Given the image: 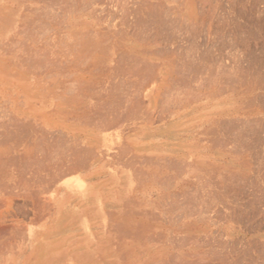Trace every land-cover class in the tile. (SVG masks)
Instances as JSON below:
<instances>
[{
    "label": "rangeland",
    "instance_id": "obj_1",
    "mask_svg": "<svg viewBox=\"0 0 264 264\" xmlns=\"http://www.w3.org/2000/svg\"><path fill=\"white\" fill-rule=\"evenodd\" d=\"M65 1L62 0L64 4H61V6L60 0H6L4 2L0 0V21L3 20V16L5 21L6 18H9L7 19L8 22L6 21L9 25L6 22L4 23V21L0 22V122L6 121L8 123L10 120L9 116H11L10 113L18 110L33 109L35 112L37 110L36 115H44L45 119H48L46 117L52 119L53 117L50 116L52 113L64 108H66L64 109L65 111L68 109V111H73L75 109L79 112L82 111L81 114H84L83 110L86 109L85 107L89 108V106L97 102L91 95L93 88L100 84H106L100 76H118L116 82L119 84H121L123 76L129 78L132 82L128 79L126 81L127 84L122 87L124 90H121V93L126 95L129 93L132 97L135 93L143 90L140 89L142 82H139L140 78L139 80L137 79V82L136 78L133 77L143 74L142 68H144V65L142 66L141 63L147 62L144 60L146 57L143 55L156 51L161 59H158L159 56L156 55L155 59L152 60V65L163 66L161 76H159L161 79H157L155 76L153 79V76H150V79L143 81V84H146L144 95H146L147 99L149 96L151 101L148 102L149 100L145 98L147 100L144 101L146 107L143 108V105L140 110L137 109L138 111H135L137 113L132 112L127 115L125 112L129 120L126 116H123L125 114L121 115L120 117H123L120 122L112 127L109 126L110 128L108 127V130L103 133L106 137L101 133H98V135L97 133H91L90 125L92 124L85 123L84 121L86 120H81V148L89 149V146L93 145L92 147L95 149L91 147L93 149V153H91L95 157L98 155L100 159L104 158L103 162L105 164L103 172L95 174L96 177L89 178L90 183L99 182L98 184H100L102 191L97 196L91 194V198L86 199L84 197L87 192L81 179V218H79L81 219V227L76 232L81 239V264H179V257H185L188 253L190 256H194L192 253H197L198 249L193 246V242H195L193 239L196 236L200 240L195 239V244L206 242L205 240L209 236L215 240L219 238V241L225 243V239H223L225 236L221 235L222 220H217L211 212L209 213L207 208L215 202L208 195L210 194L211 180H217V178L219 179L222 176H235L237 177L236 179H244L253 184H249L245 188L248 192L252 188L249 187L255 184L252 189H256L257 186V189L260 188L259 190L264 193V0H67L66 3ZM55 2L59 5L55 4ZM147 3H150L148 4L150 5L149 8L151 7L150 9L145 7L144 4ZM60 7H63V12L59 11L57 13L58 8L61 10ZM66 7L67 9H64ZM152 9H154V12L151 11L150 13H153L154 16L156 13L157 17L147 15V11ZM163 9L165 10L164 13ZM145 11L147 16H144ZM39 13L42 17H45H43L45 20L38 15ZM46 13L47 16L45 15ZM136 13L139 14L138 17ZM153 17L154 21L157 20V23L152 22ZM26 18L28 19L26 20ZM140 18L142 21L147 20L149 22H140ZM38 19L40 20L38 21ZM58 20H61V22H58ZM136 22L139 23L137 24ZM56 23L58 25L60 23V25L58 26ZM24 24H26L25 28ZM5 25H8V27ZM31 25H34L35 28ZM23 28L25 32H23ZM27 28L28 30H26ZM18 30L21 31V35ZM27 31H31L30 34L32 36ZM137 35L141 37L139 38ZM144 35L147 37L143 38ZM137 38L145 40L141 42ZM174 38L177 41H173ZM10 39L11 42L9 43ZM171 40L172 42H170ZM173 46H176L174 47L175 49ZM144 51L148 52L143 53ZM181 53H183L184 57ZM131 55L132 57L136 56L132 58L130 57ZM139 58L144 60V62H141ZM24 60L28 61V64ZM133 60L134 62L138 61L142 68L134 67L137 66L138 62H135V65ZM184 60H188L190 63L187 61L183 62ZM131 61L134 65L130 64ZM192 61H194V64ZM175 63L176 67L174 66ZM145 64V66L149 65ZM189 64L190 66L188 67L187 65ZM191 64L192 66L194 65L193 68ZM48 65L51 66L49 67ZM126 65L128 72L130 67H134L136 68L135 70H142L139 71L141 74L132 75L131 69L129 75L127 71L125 72L127 70ZM140 65L138 66L140 67ZM179 65L183 66L180 68ZM57 67L60 68V71ZM175 74L180 78L175 77ZM155 79L157 81H154ZM55 83L57 84L55 85ZM54 97H57V99ZM127 97L130 96L127 95ZM186 97L189 99H186ZM191 97L193 98L190 99ZM67 99L70 100L68 101ZM81 103H89L91 105L86 106L83 104V108H81ZM177 104L180 106H177ZM184 104L188 105V107L184 108L186 106ZM182 112L183 114H181ZM174 113L176 117H179L180 114L181 116L179 123L175 124L174 128L171 129L172 133L169 134L181 136V155L176 157L173 162L172 159L159 157V160H161L157 161L156 165H152L149 169L151 175H143L141 171L137 170L140 172L139 176L134 175L127 178L119 176L118 172L121 169L120 160L126 156H131L132 153L129 152V155L119 156L118 152L128 147L126 143L129 142V138L131 139L133 134L143 128L153 129L159 127L162 129L168 124L165 120L174 116ZM88 115L90 114L88 113ZM94 122L98 123V121ZM101 124L105 123L101 122ZM162 130L159 129L157 135H164L160 132ZM50 132L52 136L55 134L53 136L55 139L59 135L57 133L58 130L53 129ZM84 136H89L87 137V142H85ZM102 137L106 140L104 145L110 144V147L113 148V150L109 151L110 154L105 151L106 147L100 144ZM25 138L24 136L22 139L26 140ZM218 141L221 144H218ZM217 144L222 147L219 149ZM77 147L79 148V146ZM103 152L104 154H102ZM91 157L86 158V162L90 161ZM169 161L172 163L174 161L175 163L180 162L186 172L184 170V172L178 171L179 169L171 170ZM159 164L162 165V168ZM189 164L194 166L190 167ZM139 165L141 164L136 163L134 165V171L140 167ZM221 166L223 168H220ZM83 167L78 172L79 175L70 174L67 179L81 178V176L91 172L92 168L86 170L89 167L84 169ZM181 172L182 175H180ZM214 172L215 175H213ZM102 173H105V175L101 176ZM206 173L209 178L212 177L210 178L211 180ZM211 173H213L212 176L210 175ZM124 179L128 180V186L123 183ZM199 179L202 181L200 182ZM100 180L106 183L103 184ZM206 182H208V185ZM174 183L176 186H174ZM96 189H99V187ZM78 190L74 187L71 188V196H75ZM75 202L73 201L69 204L67 208L69 211L74 208ZM15 203L20 204L19 202ZM121 203H128V206ZM202 204L203 206L200 207ZM202 208L205 212H201ZM122 209L124 211H121ZM206 209L208 210L206 211ZM139 211L148 215L144 213L143 216L139 214ZM221 211L226 212L227 210H224V208L220 209V214ZM121 212L124 214L127 212H131L130 214L137 213H135V216L132 214V217H134L132 219L128 213L124 218V214ZM224 212L223 214H225ZM114 213L120 216L113 215ZM151 215L155 216L152 217ZM126 217H129V219H126ZM70 220H73L72 216L66 220L69 225H71ZM116 224L117 228L120 229L122 227V230L117 231V228L115 229ZM142 230L144 235H148L147 232L151 230L157 238L155 243L139 233ZM198 231L199 233H197ZM133 232L134 234H131ZM232 234L233 237L236 236L235 233ZM135 235L136 237H134ZM220 235L221 237H219ZM144 237H146L145 241ZM185 237L186 239H183ZM147 239H149L148 243ZM228 243L230 244V242ZM181 244L180 249L179 245ZM173 245L175 246L174 248ZM191 246L195 247V250L190 249L192 248ZM240 246V244H236V248L239 249ZM203 248L205 253H198V256L204 255L209 258L207 256L209 255L208 250L205 249L207 247ZM72 260L69 259L68 263L74 264ZM171 260L174 261L171 262Z\"/></svg>",
    "mask_w": 264,
    "mask_h": 264
},
{
    "label": "bare ground",
    "instance_id": "obj_2",
    "mask_svg": "<svg viewBox=\"0 0 264 264\" xmlns=\"http://www.w3.org/2000/svg\"><path fill=\"white\" fill-rule=\"evenodd\" d=\"M6 0H3V2ZM8 1V0H7ZM19 1V0H17ZM22 1V0H21ZM24 1V0H23ZM31 1V0H30ZM46 1V0H42ZM50 1V0H49ZM64 1V0H63ZM67 1V0H66ZM65 1V3H66ZM143 1V0H142ZM148 1V0H147ZM158 1V0H157ZM156 1V2H157ZM161 1V0H160ZM57 2V1H56ZM55 2V4H57ZM60 5L64 4L62 0H60ZM146 3V1H144ZM143 2V3H144ZM150 2V1H149ZM262 2V1H261ZM7 3V2H6ZM38 3V2H37ZM52 3V2H51ZM139 3V2H138ZM142 3V2H141ZM160 3V2H159ZM163 3V2H162ZM161 3V4H162ZM264 3V2H263ZM48 4V3H47ZM54 4V2H53ZM150 3L144 4L145 7L149 8ZM31 5V4H30ZM40 5V4H39ZM52 5V4H50ZM59 5V4H57ZM56 5V6H57ZM140 5V3H139ZM143 5V4H141ZM147 5V6H146ZM5 6V5H4ZM36 6V5H35ZM43 6V5H41ZM62 6V5H61ZM25 7V4H24ZM39 7V6H37ZM45 7V6H44ZM47 7V6H46ZM59 7V6H58ZM141 7V6H140ZM153 7V6H152ZM169 8V6H167ZM264 7V6H263ZM50 8V7H49ZM55 8V6H54ZM61 8V7H60ZM147 8V9H148ZM151 8V7H150ZM149 8V9H150ZM26 9V8H25ZM24 9V10H25ZM52 9V7H51ZM63 7L61 10L58 8V12H63L62 11ZM64 9H67L64 8ZM139 9V6H138ZM156 9V7H155ZM161 9V8H160ZM171 9V8H170ZM20 10V9H19ZM44 10V9H41ZM144 10V9H143ZM154 9L147 11L148 16H154L153 13H150ZM158 10V9H157ZM164 10V9H163ZM12 11V10H11ZM49 11V10H48ZM54 12L53 10H51ZM99 11V10H98ZM257 11V10H255ZM10 12V11H9ZM47 12V11H45ZM154 12V11H153ZM165 10L163 11V13ZM167 12V11H166ZM170 12V10H169ZM5 13V12H3ZM7 13V12H6ZM5 13V14H6ZM13 13V12H12ZM65 13V11H64ZM101 13V12H100ZM138 13V12H137ZM136 13V14H137ZM150 13V14H149ZM2 14V13H1ZM160 14V13H159ZM158 14V15H159ZM9 15V14H7ZM16 15V14H15ZM31 15V14H30ZM36 15V14H34ZM39 16L40 13L38 14ZM44 15V14H42ZM47 16V13L45 14ZM50 15V13H49ZM60 15V14H59ZM63 15V14H62ZM61 15V17H62ZM139 14H137L138 17ZM142 15V14H141ZM146 15V11L144 16ZM146 15V16H147ZM157 14L155 13V16ZM258 15V14H257ZM262 15V14H261ZM13 16V15H12ZM17 16V15H16ZM15 16V17H16ZM21 16V14H20ZM64 16V15H63ZM66 16V15H65ZM154 16V17H155ZM164 16V15H162ZM42 17V16H41ZM44 17V16H43ZM42 17V18H43ZM58 17V16H57ZM153 17V23L156 22L157 20L154 21ZM157 17V16H156ZM5 17L3 16V20L0 22L6 21L4 19ZM12 18V17H11ZM30 18V17H28ZM26 18V20L28 19ZM45 18V17H44ZM43 18V19H44ZM60 18V16H59ZM63 18V17H62ZM146 18V17H145ZM152 18V17H151ZM162 18V17H161ZM250 18V17H249ZM259 18V16H258ZM257 18V19H258ZM17 19V18H16ZM32 20V18H30ZM29 19V21H30ZM37 19V18H36ZM53 19V18H52ZM141 19V18H140ZM158 21L160 20L159 17L157 18ZM164 19V18H163ZM169 19V18H168ZM256 19V18H255ZM34 20V19H33ZM32 20V21H33ZM40 19H38L39 21ZM45 20V19H44ZM47 20V19H46ZM171 20V19H170ZM247 20V19H246ZM11 21V20H10ZM14 21V20H13ZM35 21V20H34ZM37 21V20H36ZM63 21V20H62ZM65 21V20H64ZM140 21V20H139ZM164 21V20H163ZM257 21V20H255ZM263 21V20H261ZM260 21V22H261ZM8 22V21H7ZM6 22V23H7ZM45 22V21H44ZM50 22V21H49ZM52 22V21H51ZM55 22V21H54ZM57 22V21H56ZM58 22H61V20H58ZM66 22V21H65ZM140 22H149L147 20L141 19ZM151 22V21H150ZM165 22V21H164ZM169 22V21H168ZM173 22V21H172ZM259 22V23H260ZM14 24V22H12ZM11 23V25H12ZM28 23V22H27ZM32 23V22H31ZM38 23V22H37ZM137 24L139 22H136ZM135 23V24H136ZM1 24V23H0ZM8 24V23H7ZM58 25V23H56ZM66 24V23H65ZM122 24V23H121ZM160 24V23H159ZM250 24V23H249ZM258 24V23H257ZM9 25V24H8ZM8 25H5L8 27ZM10 25V26H11ZM24 24V28H25ZM51 25V24H50ZM49 25V26H50ZM60 25V23H59ZM58 25V26H59ZM165 25V24H164ZM163 25V26H164ZM174 25V24H173ZM190 26V24H188ZM192 25V23H191ZM18 26V25H17ZM34 26V25H31ZM37 26V25H36ZM45 26V27H49ZM144 26V24H143ZM168 26V25H167ZM171 26V25H170ZM193 26V25H192ZM261 26V25H260ZM22 27V26H21ZM51 27V26H50ZM61 27V26H60ZM64 27V26H63ZM145 27V26H144ZM154 27V26H153ZM191 27V26H190ZM6 28V27H5ZM23 28V30H24ZM35 28V26H34ZM33 28V29H34ZM45 28V29H47ZM53 28V27H52ZM55 28V27H54ZM129 28V27H128ZM133 28V27H132ZM139 28V27H138ZM151 28V27H150ZM189 28V27H188ZM192 28V27H191ZM257 28V27H256ZM264 28V27H263ZM9 29V28H8ZM7 29V30H8ZM11 29V28H10ZM20 30V28H18ZM50 29V28H49ZM48 29V30H49ZM61 29V28H60ZM64 29V28H63ZM155 29V28H154ZM163 29V28H162ZM167 29V28H166ZM255 29V28H254ZM260 29V28H258ZM12 30V29H11ZM18 30V33L20 34L21 31ZM22 30V28H21ZM28 30V28L26 29ZM31 30V29H30ZM47 30V31H48ZM126 30V29H125ZM137 30V29H136ZM147 30V29H146ZM168 30V29H167ZM39 31V30H38ZM37 31V32H38ZM46 31V30H45ZM119 31V30H118ZM135 31V30H134ZM164 31V30H163ZM195 31V30H194ZM261 31V30H260ZM6 32V31H5ZM16 32V31H15ZM25 32V30L23 31ZM30 36H32L30 33L31 31H27ZM41 32V31H40ZM43 32V31H42ZM128 32V31H127ZM137 32V31H136ZM135 32V33H136ZM145 32V31H144ZM159 32H161L159 30ZM171 32V31H170ZM190 33V31L188 30ZM187 32V33H188ZM52 33V32H51ZM56 33V32H55ZM60 33V32H58ZM118 33V32H117ZM155 33V32H154ZM188 33V34H189ZM260 33V32H259ZM22 34V33H21ZM20 34V35H21ZM62 34V33H61ZM115 34V33H114ZM146 34V33H145ZM159 34V33H157ZM192 34H194L192 32ZM5 35V34H3ZM19 35V36H20ZM27 35V34H26ZM25 35V36H26ZM28 35V36H29ZM42 35V34H41ZM51 35V34H50ZM65 35V34H63ZM103 35V34H102ZM147 35V34H146ZM196 35V34H195ZM62 36V35H61ZM105 36V34H104ZM136 36V35H135ZM148 36V35H147ZM147 36L144 35L143 38H146ZM157 36V35H156ZM154 36V37H156ZM181 36V35H180ZM38 37V36H37ZM134 37V36H132ZM137 37H139L137 35ZM141 37V36H140ZM139 37V38H140ZM150 37V36H149ZM148 37V38H149ZM153 37V36H152ZM159 37V36H158ZM3 38V37H2ZM9 38V35H8ZM7 38V40H8ZM31 38V37H29ZM28 38V39H29ZM41 38V37H40ZM39 38V39H40ZM63 38V37H62ZM106 38V37H105ZM137 38L138 40H141ZM142 38V39H143ZM147 38V39H148ZM157 38V37H156ZM161 38V37H160ZM37 39V38H36ZM49 39V38H48ZM61 39V38H60ZM108 39V38H107ZM124 39V38H123ZM127 39V38H126ZM135 39V37H134ZM146 39V40H147ZM162 39V38H161ZM178 39V38H177ZM2 40V39H1ZM6 40V39H5ZM17 40V39H16ZM33 40V38H32ZM130 40V39H129ZM132 40V39H131ZM145 40V39H144ZM144 40H141L143 42ZM154 40V39H153ZM159 40V39H158ZM176 40L175 38L173 41ZM184 40V39H183ZM21 41V40H19ZM38 41V40H37ZM47 41V40H45ZM92 41V40H91ZM134 41V40H133ZM177 41V40H176ZM180 41V40H179ZM11 42V39L9 43ZM18 42V41H17ZM35 42V41H34ZM48 42V41H47ZM172 42V40L170 41ZM182 42V39H181ZM180 42V43H181ZM245 42V41H244ZM3 43V41H2ZM13 43V42H12ZM20 43V42H19ZM36 43V42H35ZM49 43V42H48ZM149 43V42H148ZM8 44V43H6ZM14 44V43H13ZM23 44V42H22ZM50 44V43H49ZM175 44V43H174ZM4 45V44H2ZM17 45V44H16ZM172 45V44H171ZM184 45V44H183ZM181 45V46H183ZM5 46V45H4ZM40 46V45H39ZM159 46V45H158ZM177 46V45H176ZM176 46H173L176 47ZM180 46V47H181ZM35 47V46H34ZM178 47V48H180ZM38 48V47H37ZM158 48V47H157ZM170 48V47H169ZM176 48V49H178ZM183 48V47H182ZM171 49V48H170ZM175 49V48H174ZM181 49V48H180ZM179 49V50H180ZM184 49V48H183ZM37 50V49H36ZM47 51V50H46ZM141 51V50H140ZM32 52V51H30ZM108 52V51H107ZM148 52L144 51L143 53ZM156 52V51H155ZM148 52L145 53L143 56L146 57L147 64L148 66H145V63H141V65L145 68H142L140 63L138 61H135L137 63V66H134L142 70H135L136 68H131L130 70L132 71V75H137L142 71V75L138 76H133L135 77L136 81L138 82L139 78L141 82L140 89H143L142 92L139 91V93H135L134 96L127 97L126 94H122L121 90L124 85L127 84L126 81H128L129 78H125L124 76L121 78L122 82L119 84L116 82L118 76H100L103 80L105 81L106 84H100L97 85V87H94L91 92V95L96 99L95 102L92 106H89V108L85 107L86 109L83 110L85 113H89L90 115L87 114H81V112L77 110H70V111H65L64 108L63 110L55 111L52 113L50 116L53 117L50 119L49 117H46L48 119H45L44 115L37 116L36 113L38 112L33 109L29 110H18L17 112H11L8 118L9 122H0V264H69L68 261L69 259H73L74 264H81V239L78 237V232L80 230V225H81V178H76V179H67L70 174H78L79 171H81V167L83 169L85 167H91L93 166L94 163L99 162L100 159L98 155L95 157L93 153V148L92 146H89V149H84L83 147L81 148V142L80 138L81 137V120L84 121L85 123H91L92 125L90 128L91 133L95 134L98 133L103 134L107 128L110 126L112 127L113 125H116L118 122H120L121 118L124 116L127 117L128 113H137L135 112L137 109L140 110L141 107L145 104L146 95H144V92L146 91V84H143L144 80H148L150 76H154L155 78L161 79L159 76H161L162 72V67L163 66H154L152 65V60L155 59L157 52ZM166 52V51H165ZM176 52V51H175ZM184 52V51H183ZM45 53V52H44ZM130 53V52H129ZM160 53H162L160 51ZM177 53V52H176ZM180 53V52H179ZM23 54V53H22ZM47 54V53H46ZM134 54V53H133ZM166 54V53H165ZM15 55V54H14ZM172 55V54H171ZM183 56V53H181ZM20 56V55H19ZM47 56V55H46ZM126 56V55H125ZM136 56V55H135ZM135 56L130 57L134 58ZM160 58V55H158ZM157 56V57H158ZM23 57V56H22ZM42 57V56H41ZM139 57V56H138ZM144 57V58H145ZM180 57V55H179ZM184 57V56H183ZM181 57V59H183ZM248 57V56H247ZM45 58V57H44ZM129 58V57H128ZM127 58V59H128ZM143 58V57H142ZM33 59V58H32ZM41 59V58H40ZM47 59V58H45ZM54 59V58H53ZM138 59V58H137ZM136 59V60H137ZM141 59V58H139ZM180 59V58H179ZM185 59V58H184ZM190 59V58H189ZM188 59V60H189ZM15 60V59H14ZM17 60V59H16ZM21 60V59H20ZM27 60V59H26ZM24 60V61H26ZM120 60V59H119ZM126 60V59H124ZM144 60L141 59V62H144ZM186 60L188 63L190 61ZM191 60V59H190ZM247 60V59H246ZM46 61V60H45ZM50 61V60H49ZM123 61V60H120ZM119 61V62H120ZM163 61V60H162ZM169 61V60H168ZM176 62L175 60H173ZM181 61V60H180ZM185 60L183 62H186ZM28 64V61H26ZM55 62V61H54ZM57 62V61H56ZM65 62V61H64ZM128 62V61H125ZM133 60V63L136 65V63ZM171 62V61H170ZM182 62V61H181ZM180 62V63H181ZM194 64V61H192ZM41 63V62H40ZM44 63V62H43ZM49 63V62H48ZM164 63V62H163ZM179 63V64H180ZM187 63V64H188ZM26 64V63H24ZM32 64V63H29ZM117 64V62H116ZM120 64V63H118ZM125 64V63H124ZM132 64V61L131 63ZM132 64V65H134ZM178 64V63H177ZM186 64V63H185ZM53 65V64H52ZM176 63L174 64V66ZM251 65V64H250ZM29 66V65H28ZM41 66V64H40ZM49 66V65H48ZM51 66V65H50ZM49 66V67H50ZM66 66V65H65ZM168 66V65H167ZM180 66V65H179ZM183 66V65H182ZM180 66V68L182 67ZM185 66V65H184ZM188 67L190 66L187 65ZM194 66V65H193ZM192 64L191 67L193 68ZM46 67V66H45ZM62 67V66H61ZM120 67V66H119ZM176 67V66H175ZM196 67V66H195ZM60 71V68L57 67ZM63 68V67H62ZM125 68V67H124ZM129 68V67H128ZM154 68V69H153ZM168 68V67H167ZM184 68V67H183ZM186 68V67H185ZM249 68V67H248ZM28 69V68H27ZM116 69V68H115ZM127 69V65H126ZM172 69L175 71V69L172 67ZM195 69V68H194ZM54 70V69H53ZM130 70L128 72V69L125 70L127 71L130 75ZM179 70V69H176ZM190 70V68H189ZM64 71V70H63ZM111 71V70H110ZM124 71V70H123ZM186 71V69H185ZM196 71V70H195ZM246 71V70H245ZM126 73V74H128ZM180 73V72H179ZM178 73V74H179ZM59 74V73H58ZM125 74V73H123ZM141 74V73H140ZM154 74V75H152ZM171 74V73H170ZM46 75V74H45ZM55 75V74H54ZM176 75V74H175ZM251 75V74H250ZM50 76V74H49ZM182 76V75H181ZM130 77V76H129ZM138 77V78H137ZM168 77V76H167ZM166 77V78H167ZM174 77V76H173ZM177 77V75L175 76ZM174 77V78H175ZM169 78V77H168ZM178 78V77H177ZM180 78V77H179ZM178 78V79H179ZM138 79V80H137ZM150 79V78H149ZM172 79V78H171ZM176 79V78H175ZM237 79V78H236ZM130 80V79H129ZM133 80V81H135ZM170 80V79H169ZM181 80V79H180ZM234 80V79H233ZM101 81V80H100ZM99 81V82H100ZM135 81V82H136ZM154 81H157L156 79ZM167 81V80H166ZM57 82V81H56ZM130 82H132L130 80ZM136 82V84H138ZM147 82V81H146ZM238 82V81H237ZM244 82V81H243ZM48 83V82H47ZM129 83V82H128ZM233 83V82H232ZM44 84V83H43ZM50 84V83H49ZM57 83H55L56 85ZM161 84V83H160ZM47 85V84H46ZM54 85V86H55ZM225 85V83H224ZM241 85V83H240ZM243 85V84H242ZM33 86V85H32ZM38 86V85H37ZM94 86V85H92ZM148 86V85H147ZM221 86V85H220ZM237 86V85H236ZM121 87V89H120ZM142 87V88H141ZM167 87V86H166ZM214 87V86H213ZM219 87V86H218ZM222 87V86H221ZM23 88V87H22ZM36 88V87H35ZM92 88V87H91ZM85 89V88H84ZM165 89V88H163ZM223 89V88H222ZM23 90V89H22ZM51 91V90H49ZM225 91V90H224ZM86 92V91H85ZM233 92V90H232ZM88 93V92H87ZM86 94V93H85ZM90 94V92H89ZM230 94V93H229ZM48 95V94H47ZM52 95V94H51ZM192 95V94H190ZM26 96V95H24ZM187 96V95H185ZM43 97V96H42ZM53 97V96H52ZM84 97V96H83ZM87 97V96H86ZM57 99V97H54ZM93 98V99H94ZM146 98V99H145ZM191 97L190 99H192ZM195 98V97H194ZM35 99V98H34ZM53 99V98H52ZM54 99V100H56ZM60 99V98H59ZM62 99V98H61ZM65 99V98H64ZM87 99V98H86ZM149 96L148 99L149 100ZM186 99H189L186 97ZM68 100V99H67ZM67 100H65L67 102ZM70 100V99H69ZM68 100V101H69ZM72 100V99H71ZM146 100V101H147ZM179 100V99H178ZM58 101V100H57ZM64 101V100H63ZM90 101V100H89ZM149 100L148 102H150ZM180 101V100H179ZM193 101V100H192ZM88 102V101H87ZM93 102V101H92ZM176 102V101H175ZM188 102V101H187ZM69 103V102H68ZM184 103V102H183ZM60 104V103H59ZM91 105V104H85L81 103L82 105ZM191 104V103H190ZM21 105V104H20ZM66 105V104H65ZM63 105V107H65ZM186 105V104H184ZM46 106V105H45ZM68 106V105H67ZM66 106V107H67ZM73 106V105H72ZM80 106V107H81ZM177 106H180L177 104ZM43 107V106H42ZM71 107V106H68ZM78 107V108H80ZM146 105H144L143 108H145ZM183 107V106H182ZM188 107L186 105L184 108ZM45 108V107H44ZM75 108V106H74ZM83 108V106L81 107ZM94 108L93 110H91ZM183 108V109H184ZM41 109V108H40ZM47 109V108H45ZM59 109V108H58ZM71 109V108H70ZM179 109V108H177ZM55 110V109H54ZM79 110V109H78ZM91 110V112H90ZM137 110V111H138ZM62 111V112H61ZM94 114H93V112ZM191 111V109H190ZM7 112V111H5ZM127 113V115L125 114ZM180 112V111H179ZM184 112V111H183ZM183 112L181 114H183ZM189 112V111H187ZM116 113V114H115ZM186 113V112H185ZM125 114V115H123ZM180 114V113H179ZM178 114V115H179ZM180 114V116H181ZM2 115V114H1ZM88 115V116H87ZM94 115V116H92ZM123 115L122 117H120ZM174 115V114H173ZM189 115V114H188ZM4 116V113H3ZM7 116V115H6ZM179 116V117H180ZM5 117V116H4ZM56 117V118H55ZM130 117V116H129ZM7 119V118H6ZM50 119V120H49ZM92 119V120H89ZM129 120V118L127 117ZM151 119V118H150ZM149 121L151 122V120ZM237 120V119H236ZM3 121V120H2ZM98 121V123L94 122ZM126 121V118H125ZM101 122H104L105 124H101ZM241 122V121H240ZM84 124V123H83ZM100 124V125H99ZM223 124V123H222ZM183 125V124H182ZM89 126V127H90ZM109 127V128H110ZM184 127V126H183ZM229 127V126H228ZM214 128V126H213ZM58 130V134L56 136V139L53 138L55 134L50 132V130ZM30 130V131H29ZM200 132V131H199ZM198 132V133H199ZM203 132V131H202ZM210 132V131H208ZM215 132V131H214ZM204 133V132H203ZM202 133V134H203ZM23 134V135H22ZM201 134V133H199ZM211 134V132H210ZM26 137L22 139L23 137ZM104 135V134H103ZM100 135V136H103ZM217 135V134H216ZM96 136V135H95ZM105 136V135H104ZM85 137V142H87V137L89 136H84ZM83 137V138H84ZM106 137V136H105ZM188 137V136H186ZM167 139V138H166ZM170 139V138H169ZM175 139V138H174ZM192 141V140H191ZM215 141V140H214ZM213 144L214 142L211 141ZM220 141H218V144ZM155 143V142H154ZM211 143V144H212ZM87 144V143H86ZM217 144V146H218ZM79 146V148L77 147ZM105 151L109 152L110 150H113V148L110 147V144L104 145ZM91 147L93 149H91ZM216 147V146H215ZM219 147V146H218ZM220 147H222L220 145ZM219 147V149H220ZM211 148V147H210ZM126 149V148H125ZM169 149V148H168ZM222 149V148H221ZM120 150V149H119ZM92 152V153H91ZM123 153L124 150L121 149L119 151ZM127 152V150H126ZM124 152V153H126ZM174 152V151H172ZM186 152V151H185ZM123 153V154H124ZM104 154V152L102 153ZM110 154V152H109ZM122 156H125L123 155ZM147 154V153H146ZM223 154V153H222ZM226 154V153H225ZM101 155V154H100ZM108 155V154H107ZM228 155V154H227ZM231 155V154H230ZM229 155V156H230ZM89 156H92L90 161L88 160L86 162V158L88 159ZM225 156V155H224ZM154 157V156H153ZM157 157V156H156ZM169 157V156H168ZM127 158V157H126ZM129 158V157H128ZM127 158V159H128ZM133 158V157H132ZM140 158V157H139ZM138 158V159H139ZM151 160V157H141L140 159L142 160ZM161 158V157H160ZM167 159V156L165 157ZM85 159V163H84ZM121 159V158H120ZM127 159L125 161H127ZM131 159V158H129ZM136 159V158H134ZM157 159V158H156ZM197 159V158H196ZM149 163V161H147ZM161 160V159H160ZM158 159V161H160ZM224 160V159H223ZM104 161V160H103ZM107 161V160H106ZM124 161V160H123ZM124 161V162H125ZM133 161V160H131ZM130 161V162H131ZM137 161V160H136ZM154 161V160H153ZM129 162L122 163L124 166L131 167L133 166ZM139 162V161H138ZM141 162V161H140ZM145 162V163H146ZM151 162V161H150ZM155 162V161H154ZM153 162V163H154ZM157 162V160H156ZM173 162V160H172ZM169 161V168L171 170H177L178 171H185L186 169L182 168V164L180 162L172 163ZM187 162V161H186ZM84 163V164H83ZM130 163V165H129ZM143 163V162H141ZM152 163V162H151ZM168 163V162H167ZM191 163V162H189ZM147 164V163H146ZM155 164V163H154ZM193 164V163H192ZM190 165V167L194 165ZM148 165V164H147ZM160 165V164H159ZM165 165V164H164ZM168 165V164H167ZM222 165V164H221ZM149 166V165H148ZM220 166V165H219ZM129 167V168H131ZM145 167V166H144ZM158 167V165H157ZM162 168V165H160ZM166 167V166H165ZM225 167V166H224ZM137 168V167H136ZM168 168V167H167ZM165 168V169H167ZM168 168V169H169ZM181 168V169H180ZM220 168H223L222 166ZM135 169V168H134ZM134 169H131V171ZM145 169V168H144ZM212 169V168H210ZM223 170V169H222ZM221 170V172H222ZM137 171V169L135 170ZM150 171V170H149ZM159 171V170H158ZM183 171V172H184ZM226 171V169H225ZM174 172V171H173ZM212 172V171H211ZM219 172V171H217ZM233 172V171H232ZM231 172V173H232ZM136 173V172H135ZM176 173V171H175ZM178 173V172H177ZM204 173V172H203ZM224 173V170H223ZM222 173V174H223ZM105 174V173H103ZM133 174V173H132ZM137 174V173H136ZM139 174V173H138ZM141 174H145L141 172ZM202 174V173H201ZM205 174V173H204ZM213 173L210 175L212 176ZM218 174V173H217ZM226 174V173H225ZM79 175V174H78ZM102 175V174H101ZM174 175V174H173ZM179 175V174H178ZM182 175V172L181 174ZM208 176V174L206 173ZM215 175V172L214 174ZM177 176V175H176ZM200 176V175H199ZM202 176V175H201ZM221 176V174H220ZM80 177V176H79ZM162 177V176H160ZM175 177V175H174ZM243 177V176H241ZM176 178V177H175ZM174 178V179H175ZM178 178V177H177ZM198 178V176H197ZM209 178V176H208ZM212 178V177H210ZM209 178V179H210ZM214 178V177H213ZM237 177H230L229 176H222L221 178H217V180L212 181L211 179V186H210V197L213 200L214 204L209 205L207 208L209 209V213L213 214L214 217L217 218V220L221 221V228H222V234L225 236L223 239H225V243L222 241L215 240L213 237H210L207 239L206 242L202 244H195L196 240H200L197 236L195 239H193V246H195L198 251L197 253H192L194 256H190L189 253L185 255V257H179V264H264V193L261 192L259 189H252L254 186H250L249 188L250 191L248 192L245 188L251 185V182H248L244 179H236ZM244 178V177H243ZM164 179V178H163ZM172 179V178H171ZM168 179V180H171ZM182 179V178H181ZM206 179V178H204ZM216 179V178H215ZM250 179V177H249ZM254 179V178H253ZM187 180V179H185ZM183 180V181H185ZM206 180V181H208ZM159 181V180H158ZM157 181V182H158ZM173 181V180H172ZM201 182L202 180L199 179ZM264 181V180H263ZM193 182V181H192ZM204 182V181H203ZM248 182V183H247ZM101 183H106L102 181ZM159 183V182H158ZM173 183V182H172ZM179 183V182H178ZM177 183V185H178ZM191 183V182H190ZM208 182H206L207 184ZM169 184V183H168ZM175 184V183H174ZM187 184V183H186ZM183 185V184H182ZM205 185V184H203ZM202 185V186H203ZM208 185V184H207ZM253 185V184H252ZM259 185V184H258ZM176 186V184L174 185ZM201 186V187H202ZM77 188L79 189L78 192L75 193V196H71L70 194V189L71 188ZM188 187V186H187ZM200 187V186H199ZM209 187V186H207ZM189 188V187H188ZM178 191V190H177ZM181 194V192H179ZM188 193V192H187ZM174 194V193H172ZM177 194V195H180ZM182 196V195H181ZM173 197V196H172ZM72 198V200H70ZM187 198V197H186ZM73 201L75 202L74 208L70 209V211L67 209L69 204ZM125 201V200H124ZM15 202H19L20 204H16ZM112 202V201H111ZM113 204V203H112ZM122 204V203H121ZM128 204V203H127ZM126 203L122 205L128 206ZM116 205V204H115ZM113 205V206H115ZM110 206V204H109ZM125 206V207H126ZM203 204L200 206L202 207ZM124 207V206H123ZM199 207V208H200ZM224 208L227 211L223 212L221 211L220 214V209ZM124 209V208H123ZM121 211H124V210ZM128 209V208H127ZM206 209V211L208 210ZM200 210V209H199ZM201 212L203 211V208L201 209ZM205 210V209H204ZM109 212V211H108ZM139 211V214H142V212ZM148 212V211H147ZM107 213V212H106ZM105 213V215H107ZM122 213V212H121ZM128 213V212H127ZM127 213H122L124 214L123 217ZM131 212L128 213L129 217L132 219V214ZM134 212V216H135ZM145 213V212H144ZM143 213V214H144ZM207 213V212H206ZM112 214V212H111ZM110 214V215H111ZM137 214V215H139ZM142 214V215H143ZM147 214V213H145ZM154 214V213H153ZM152 214V215H153ZM164 214V213H163ZM194 214V213H193ZM200 214V213H199ZM204 214V213H203ZM223 214V215H222ZM109 215V216H110ZM113 215H118L119 214H113ZM141 215V216H142ZM148 215V214H147ZM151 215V216H152ZM72 216L73 220L71 221V225H69L66 220ZM108 216V217H109ZM144 216V215H143ZM155 216V215H154ZM152 216V217H154ZM186 216V215H185ZM200 216V215H199ZM212 216V215H211ZM112 217V215H111ZM129 217H126V219ZM148 217V216H147ZM150 217V214H149ZM148 217V218H149ZM202 217V216H201ZM125 218V217H124ZM140 218V217H139ZM138 218V219H139ZM207 219H210L208 217H205ZM110 219V218H109ZM122 219V218H121ZM142 219V218H141ZM151 219V217H150ZM156 219V218H152ZM164 219V218H163ZM212 219V218H211ZM204 220V218H203ZM215 220V219H212ZM216 220V221H217ZM127 221V220H126ZM201 221V220H200ZM207 221V220H206ZM205 221V222H206ZM209 221V220H208ZM215 221V222H216ZM164 222V221H163ZM166 222V221H165ZM204 222V221H202ZM214 222V223H215ZM211 223V221H210ZM114 224V223H113ZM121 224V223H120ZM212 225V224H211ZM210 225V226H211ZM236 225V226H235ZM115 229L117 228V224L115 225ZM219 226V225H218ZM108 227V226H107ZM184 227V226H183ZM207 227V226H206ZM215 227V226H214ZM146 228V227H145ZM185 228V227H184ZM236 228V229H235ZM111 229V228H110ZM147 229V228H146ZM156 229V228H155ZM154 229V230H155ZM169 229V228H168ZM193 229V228H192ZM201 229V228H200ZM203 229V228H202ZM210 229V228H209ZM118 230H122V227L120 229L117 228ZM145 230V229H144ZM182 230V229H180ZM206 230V229H204ZM212 230V229H210ZM209 231V230H208ZM127 232H129L127 230ZM143 230L139 233H142ZM201 232V231H200ZM203 232V231H202ZM206 232V231H204ZM218 232V231H217ZM69 233V234H67ZM121 233V232H119ZM148 235H144L150 239V241L157 240V238L154 236L153 232L150 230V232H147ZM178 233V232H177ZM199 233V231L197 232ZM220 233V232H219ZM232 233H235V237H233ZM116 234V232H115ZM124 234V233H123ZM131 234H134L131 233ZM136 234V233H135ZM146 234V233H145ZM191 234V232H190ZM195 234V233H194ZM207 235V233H205ZM120 235V234H119ZM221 235L219 237H221ZM136 237V235L134 236ZM144 237V241L146 239ZM189 237V236H188ZM205 238V237H204ZM203 238V239H204ZM147 239V243L148 240ZM168 239V237H167ZM183 239H186L183 238ZM182 239V240H183ZM189 239V238H188ZM221 239V238H220ZM166 240V239H165ZM172 240V239H171ZM175 240V239H174ZM192 240V238H191ZM202 240V239H201ZM222 240V239H221ZM180 241V240H179ZM185 241V240H184ZM230 242V244L228 243ZM178 243V242H176ZM200 243V241H199ZM180 244V243H179ZM236 244H240V248H236ZM244 245V246H243ZM172 246V245H171ZM181 249V245H179ZM185 246V245H184ZM207 247L208 254L206 256H198L199 254H203L204 248ZM145 247V246H144ZM175 246L173 245V248ZM192 247V246H191ZM195 247H192L190 249H194ZM241 247H243L241 249ZM145 249V248H144ZM148 249V248H147ZM179 249V250H180ZM176 250V249H175ZM195 250V249H194ZM252 250V251H251ZM177 251V250H176ZM191 251V250H190ZM185 252V251H184ZM189 252V251H187ZM186 252V253H187ZM89 253V252H88ZM183 253V252H182ZM199 253V254H198ZM171 254V253H170ZM178 254V253H177ZM183 255V254H181ZM197 255V256H195ZM206 255V254H205ZM85 256V255H84ZM87 256V255H86ZM89 256V255H88ZM178 256V255H177ZM173 257H175L173 255ZM166 260V259H165ZM105 261V260H104ZM168 261V260H167ZM174 261V260H173ZM171 260V262H173ZM216 261V262H214ZM162 263V262H161ZM169 264V263H168ZM178 264V263H176Z\"/></svg>",
    "mask_w": 264,
    "mask_h": 264
},
{
    "label": "crops",
    "instance_id": "obj_3",
    "mask_svg": "<svg viewBox=\"0 0 264 264\" xmlns=\"http://www.w3.org/2000/svg\"><path fill=\"white\" fill-rule=\"evenodd\" d=\"M179 119H180V117H178V116L176 117L175 113H174V116L165 120V122L167 121L168 124L162 128L163 130L159 127L158 128L156 127L153 129L143 128L142 130L133 134L132 138L131 139L129 138V142L126 143V145L128 147H126V149L125 148L122 149V150H124V152H126V150H127V152L126 153L123 152L124 154L123 153L119 154V152H118L119 156L122 154L123 155H129V152L132 153L131 156H129V158H131V159H129L126 156L128 159L126 157L123 159H124V161L127 159V161L124 162L123 159L120 160L121 169L118 172L119 176H123L124 178H127L129 176H134V175L139 176V174H140L139 171L144 172L147 175H151V173L149 172V169L152 165H154V163L156 165V160L158 161L159 157H161V156L166 157L167 156V158L172 159V160H175L176 157H179L181 155L182 138L179 135L176 136V135H170L169 134V133H172L171 129L174 128L175 124L179 123ZM159 129L162 130L160 132H162L164 135H161V136L157 135V133L159 132ZM104 139L105 138H103V137L100 139L101 145L106 144V140H104ZM172 151H174V152H172ZM139 157L140 158L141 157H148V158L151 157V160L150 159L149 160L146 159V160L151 161L152 163L151 162L147 163L149 165L148 166L145 163L146 160H144L143 158L141 160ZM134 158H136V159H134ZM103 160H101L97 164H94L92 167H89L88 169H86V170H90L92 168L90 173H88L85 176H81V179L83 180V183H84V186H85L86 192H87V194L84 196V197H86V199L91 198V196H90L91 194H95V196H97L98 194H100V191H102L100 184H98L99 182L90 183L89 178L90 177H96L95 174H98L99 172H103V168L105 167ZM128 160H129V162L131 160H133L130 162L131 164L133 162V164H132L133 166L132 167H131V165L129 166L131 168H129V167L126 168V166H124L126 164V162H128ZM140 161L143 163H141ZM122 163H125V164L123 165ZM136 163H139L141 165H139L140 167L137 169L139 171L133 172V170L131 171V169H134V165ZM120 171H121V173H120ZM146 171H148V172H146ZM102 175H105V174L102 173ZM124 180H123V183L126 186H128L129 185L128 180L127 179L125 181ZM100 181H103V180H100ZM97 187H99V189H96Z\"/></svg>",
    "mask_w": 264,
    "mask_h": 264
}]
</instances>
